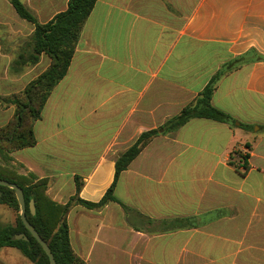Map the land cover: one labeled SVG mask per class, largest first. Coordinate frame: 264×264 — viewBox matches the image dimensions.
Returning a JSON list of instances; mask_svg holds the SVG:
<instances>
[{
  "label": "crops",
  "instance_id": "1",
  "mask_svg": "<svg viewBox=\"0 0 264 264\" xmlns=\"http://www.w3.org/2000/svg\"><path fill=\"white\" fill-rule=\"evenodd\" d=\"M67 2L36 0L32 14L45 24ZM250 51L261 61L222 77L210 101L234 127L192 119L156 136L115 181L113 198L127 213L115 202L74 205L66 224L84 264H264V0H97L33 125L36 144L0 151V172L26 187L45 181L43 194L56 206L76 195L77 179L78 198L96 204L120 154ZM38 59L11 82L39 76L50 60ZM43 61L47 67H38Z\"/></svg>",
  "mask_w": 264,
  "mask_h": 264
},
{
  "label": "trees",
  "instance_id": "2",
  "mask_svg": "<svg viewBox=\"0 0 264 264\" xmlns=\"http://www.w3.org/2000/svg\"><path fill=\"white\" fill-rule=\"evenodd\" d=\"M8 1L16 15L33 25L34 28L31 57L26 60L19 56L14 65L23 66L27 63H36L42 54L50 60L46 70L29 82L20 96L14 97L12 103L15 106L14 115L5 126L0 128V151L13 153L33 147L36 144L33 125L40 120L42 109L51 91L65 77L82 28L97 0H68L66 10L56 14L45 24H40L20 0ZM255 61H261V56L254 51H250L223 64L194 101L185 106L178 115L167 119L157 129L142 133L131 147L115 159L114 182L103 198L96 204L84 202L78 198L81 184L77 179H75L76 195L65 206H56L49 202L43 194L46 188L45 181L26 187L21 182L3 177L0 172V179L13 183L22 190L26 208V220L46 243L56 264H84L73 253L69 244L66 224V216L69 209L74 205H79L86 209H97L108 202L117 203L113 198L116 179L153 138L158 135L165 136L175 133L192 119L211 120L231 127L236 125V121L233 118L211 106V97L217 82L222 77L245 64ZM239 128L249 130L250 127L239 125ZM245 147L249 148L248 145H245ZM241 159L243 160V165L242 171H239V173L244 176L249 169L246 164L247 156H241ZM229 164L234 166L232 162H229ZM234 169L238 170L236 166H234ZM30 203H33L34 214L29 209ZM0 204L7 206L17 214L13 225L0 224V249L14 248L33 264H49V260L39 244L31 237L20 221L19 206L14 192L0 187ZM117 204H119L124 213L130 210L120 203ZM148 222L151 223V221ZM185 224L187 227L193 226L190 223V219H187ZM17 235H24L27 241L16 240L15 236Z\"/></svg>",
  "mask_w": 264,
  "mask_h": 264
},
{
  "label": "rangeland",
  "instance_id": "3",
  "mask_svg": "<svg viewBox=\"0 0 264 264\" xmlns=\"http://www.w3.org/2000/svg\"><path fill=\"white\" fill-rule=\"evenodd\" d=\"M33 13L37 8L36 0H20ZM33 25L21 21L8 0H0V128L5 126L15 112V106L12 104L14 97L22 94L26 87L27 78L21 81L12 83V80H17L21 74L27 70H31L32 66L37 63L15 66V62L19 56L29 60L32 55V33ZM47 61H43L38 67H47ZM50 64V63H49ZM39 70V69H37ZM35 74V72H34ZM33 76V74L31 75ZM29 76L28 78H31ZM34 80V79H33ZM0 213H3L7 219V223L0 222L2 225L12 224L16 219V213L9 210L5 206L0 205ZM12 216V217H11ZM171 224H165L162 228H170ZM0 264H33L22 256L17 250H11L10 255L0 252Z\"/></svg>",
  "mask_w": 264,
  "mask_h": 264
},
{
  "label": "water",
  "instance_id": "4",
  "mask_svg": "<svg viewBox=\"0 0 264 264\" xmlns=\"http://www.w3.org/2000/svg\"><path fill=\"white\" fill-rule=\"evenodd\" d=\"M0 187H4L7 189H10L14 192L15 198L17 200L18 206H19V217L22 225L25 227L27 232L31 235V237L39 244L45 255L47 256L49 260V264H56L54 257L46 245V243L39 237L37 232L34 230V228L27 222L25 217V202H24V196L22 190L15 184L10 183L8 181L0 179ZM29 209L32 214H34V207L33 203H30ZM16 240H23L27 241V238L24 235H17L15 236Z\"/></svg>",
  "mask_w": 264,
  "mask_h": 264
}]
</instances>
